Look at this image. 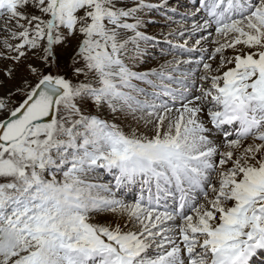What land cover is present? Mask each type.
<instances>
[{"label":"snow or ice","instance_id":"obj_1","mask_svg":"<svg viewBox=\"0 0 264 264\" xmlns=\"http://www.w3.org/2000/svg\"><path fill=\"white\" fill-rule=\"evenodd\" d=\"M0 264H264V0H0Z\"/></svg>","mask_w":264,"mask_h":264},{"label":"rangeland","instance_id":"obj_2","mask_svg":"<svg viewBox=\"0 0 264 264\" xmlns=\"http://www.w3.org/2000/svg\"><path fill=\"white\" fill-rule=\"evenodd\" d=\"M173 6H176L179 3H185L186 0H171ZM185 11L184 8H178L177 13L173 15L174 20H179L180 19V14ZM157 19L159 20V16H157ZM163 25V21L159 20V24L156 26H152L149 28V32H156L159 33L161 31V26ZM173 27L175 25H172ZM165 32L167 31V28L163 29ZM171 48V45H168L167 43L163 42L162 39L157 42L156 47L152 50L153 55L148 58V62L142 66V70H145L149 67H158L160 63H163L164 59H171V56H162L161 52H167ZM157 62V63H156ZM131 118L129 117L128 120L124 121V123H130ZM102 180L104 182H107L111 180L110 176L104 175L102 176ZM137 194H138V189H137ZM126 198L130 199V195L126 196ZM257 259H260L259 257Z\"/></svg>","mask_w":264,"mask_h":264},{"label":"bare ground","instance_id":"obj_3","mask_svg":"<svg viewBox=\"0 0 264 264\" xmlns=\"http://www.w3.org/2000/svg\"><path fill=\"white\" fill-rule=\"evenodd\" d=\"M157 63V62H156ZM104 182V181H103Z\"/></svg>","mask_w":264,"mask_h":264}]
</instances>
